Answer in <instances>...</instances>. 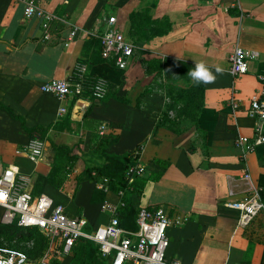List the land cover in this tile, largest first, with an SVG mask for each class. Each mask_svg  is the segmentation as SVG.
I'll return each instance as SVG.
<instances>
[{
    "label": "crops",
    "instance_id": "0c3cea01",
    "mask_svg": "<svg viewBox=\"0 0 264 264\" xmlns=\"http://www.w3.org/2000/svg\"><path fill=\"white\" fill-rule=\"evenodd\" d=\"M37 2L56 18L49 39L39 19L25 17V0H0L3 166L29 175L34 195L49 196L71 217L83 216L91 233L108 222L101 204L121 201L118 191L98 187L102 178L94 171L88 174L87 169L106 163L96 151L98 143L113 157L139 152L137 163L144 168L140 178L150 176L152 159L163 160L168 163L163 175L147 181L131 199L136 212L161 207L172 221L168 257L183 264H264V240L253 242L261 213L241 227L238 212L227 206L242 200L251 183L264 194V145L243 161L234 144L238 136L253 134L248 108L261 88L258 75L264 74V0ZM111 16L135 45L124 70L101 57L98 36ZM73 29L76 37L68 40ZM236 48L256 54L249 60V72L237 78L228 71ZM81 61L88 79L108 81L104 99H94L88 86L83 97L64 100L42 90L52 79L72 76ZM201 61L214 73L216 67L223 71L213 83L196 84L200 89L195 96L196 85L187 73ZM27 129L36 130L45 142L39 161L27 153L32 138ZM3 215L0 208V243L23 240L16 224L3 221ZM37 234L32 233L27 249L28 264H79L71 253L53 251V242ZM96 264L109 260L100 256Z\"/></svg>",
    "mask_w": 264,
    "mask_h": 264
},
{
    "label": "built area",
    "instance_id": "2783aa9c",
    "mask_svg": "<svg viewBox=\"0 0 264 264\" xmlns=\"http://www.w3.org/2000/svg\"><path fill=\"white\" fill-rule=\"evenodd\" d=\"M24 14L26 18H37L42 23L44 38H50V25L56 19L52 13L43 10L37 0H25ZM77 30L69 33L68 40L76 37ZM101 46V57L113 61L121 70L127 68L134 56L135 45L127 41L117 26V19L111 16L107 20L105 30L98 36ZM256 54L236 48L229 55V73L237 78L249 72V60ZM260 90L250 98L248 114L254 120L253 134L250 137L238 136L234 140L235 147L241 150V158L253 152L258 146L264 145V74H259ZM87 86L91 96L96 100L107 96L109 84L103 77L88 79L87 65L78 62L72 76L69 78L52 79L42 86L44 92L50 93L60 100L69 96L83 97ZM64 112L65 109L61 108ZM105 132V126L99 127V133ZM27 153L34 161L41 160L45 155L44 140L32 137L27 146ZM139 152L134 153L135 161L129 165L127 176L129 183L143 175L144 168L138 161ZM243 177L251 181V174L243 172ZM106 191L109 179L102 178L98 186ZM121 197L123 191H118ZM122 200L116 204L104 202L101 209L108 216V222L97 227L93 232L86 231L87 220L81 217H71L65 207L55 204L45 194L34 195L29 175L11 166H3L0 158V208L4 210L3 221L15 223L19 228L14 245L8 242L0 243V264H28L30 258L27 249L32 245V232L45 235L60 255H69L79 239L93 241L100 256L109 260V264H183L175 258L168 257L170 245L168 229L172 221L161 207L137 209L134 228L123 226L119 215ZM238 212V225L248 226L253 219L264 211L261 189L251 183L242 200L227 204ZM24 234V235H23ZM44 264H47L44 262Z\"/></svg>",
    "mask_w": 264,
    "mask_h": 264
},
{
    "label": "trees",
    "instance_id": "16d2710c",
    "mask_svg": "<svg viewBox=\"0 0 264 264\" xmlns=\"http://www.w3.org/2000/svg\"><path fill=\"white\" fill-rule=\"evenodd\" d=\"M199 89L200 87H198L197 85L193 88V93H195V96L198 94L197 91ZM182 93H179V95H181ZM186 96L190 97V95L188 96V93H186ZM178 98L180 97H177V99ZM173 99L176 101V97H173ZM9 113L12 115L11 112ZM28 131L32 137L42 139V137L39 136L37 132H35L36 130L30 129ZM97 146L98 147L96 148V151L105 157L106 163L103 166L94 167L91 171L87 169L88 174L91 175V172L94 171L93 174L95 177L109 179V187L111 189L116 191H123V194L121 196L123 205L119 207V215L121 218V222L125 227L129 226L128 228H134L133 217L137 212L135 211L136 209L134 207V203L131 199V196L141 192L144 189L147 181H157L167 169L168 163L157 158L152 159L150 163L152 169L150 176L148 178L136 177L132 183H129L127 170L129 168V165L135 161L134 153L113 157L105 154V145L102 141L99 142ZM56 152L60 153L59 150H56ZM262 199L264 202V194L262 195ZM260 213L264 222V211H261ZM129 224H131L132 226ZM262 226H264V224H262ZM253 228V242L255 240L263 241L262 236L258 235L257 229H255V225L253 226ZM32 233L36 235L37 231ZM8 237L10 238V241L14 239L13 235H10ZM22 239L24 238L22 237ZM20 240L21 239L19 238V241ZM8 243L11 244V242ZM93 243L94 242H92L91 240L89 241L88 239H79L76 242L73 250L70 252L73 261H76L79 264H96V259L97 257H100V254L98 252V248H95Z\"/></svg>",
    "mask_w": 264,
    "mask_h": 264
},
{
    "label": "clouds",
    "instance_id": "9594fccd",
    "mask_svg": "<svg viewBox=\"0 0 264 264\" xmlns=\"http://www.w3.org/2000/svg\"><path fill=\"white\" fill-rule=\"evenodd\" d=\"M222 71V68L216 67L214 73L203 61H201L195 62L194 67L187 74L195 84L200 85L213 83L217 74L222 73Z\"/></svg>",
    "mask_w": 264,
    "mask_h": 264
},
{
    "label": "rangeland",
    "instance_id": "374dc122",
    "mask_svg": "<svg viewBox=\"0 0 264 264\" xmlns=\"http://www.w3.org/2000/svg\"><path fill=\"white\" fill-rule=\"evenodd\" d=\"M182 88V87H181ZM259 216V215H258ZM257 216V217H258ZM264 217V216H263ZM255 220V219H254ZM253 220V221H254ZM262 224H264L263 219L261 216H259L256 220L255 223V229H257L258 235L262 236V240H264V226H262Z\"/></svg>",
    "mask_w": 264,
    "mask_h": 264
}]
</instances>
